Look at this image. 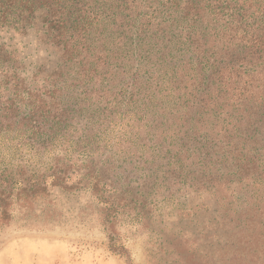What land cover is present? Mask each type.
<instances>
[{
  "label": "trees",
  "instance_id": "1",
  "mask_svg": "<svg viewBox=\"0 0 264 264\" xmlns=\"http://www.w3.org/2000/svg\"><path fill=\"white\" fill-rule=\"evenodd\" d=\"M2 27L54 57L0 43V228L89 191L125 255L121 220L189 194L222 264H264V0H0Z\"/></svg>",
  "mask_w": 264,
  "mask_h": 264
},
{
  "label": "rangeland",
  "instance_id": "2",
  "mask_svg": "<svg viewBox=\"0 0 264 264\" xmlns=\"http://www.w3.org/2000/svg\"><path fill=\"white\" fill-rule=\"evenodd\" d=\"M0 43L14 50L26 77L54 57L36 35L12 27L0 28ZM170 204L148 212L146 224L119 222L118 244L128 250L120 255L110 249L97 199L89 191L54 189L32 215L16 211L0 228V264H222L228 256L213 210L189 194Z\"/></svg>",
  "mask_w": 264,
  "mask_h": 264
}]
</instances>
